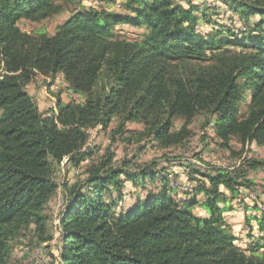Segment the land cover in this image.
<instances>
[{"label": "trees", "instance_id": "1", "mask_svg": "<svg viewBox=\"0 0 264 264\" xmlns=\"http://www.w3.org/2000/svg\"><path fill=\"white\" fill-rule=\"evenodd\" d=\"M225 1L241 16L262 18L242 41L221 29L200 33L195 12L201 9L173 0H126L135 17L76 10L52 36L30 34L19 23L63 14L57 0H0V264H10L12 242L30 226L40 243L51 241L45 206L59 188L55 167L64 160L78 167L92 156L90 130L107 131L118 119V132L126 133L128 124L141 123L140 136L168 149L184 144L191 123L204 115L215 119L221 146L232 156L233 138L241 151L264 147V0ZM120 24L146 31L141 40L121 39L115 33ZM238 46L242 51L229 49ZM60 74L84 102L59 101L48 117L26 87L38 75ZM176 118L184 120L178 131ZM155 167H115L108 153L83 185L71 187L60 220L62 264H264L256 254L264 245L237 246L224 216L234 210L232 200L221 192L236 199L241 188L254 185L250 171L263 161L202 175L206 183L184 202ZM127 182L135 188V207L116 213ZM149 183L156 190L148 191ZM113 190L117 197L108 202ZM199 195L208 218L193 212Z\"/></svg>", "mask_w": 264, "mask_h": 264}, {"label": "rangeland", "instance_id": "2", "mask_svg": "<svg viewBox=\"0 0 264 264\" xmlns=\"http://www.w3.org/2000/svg\"><path fill=\"white\" fill-rule=\"evenodd\" d=\"M57 1L66 9L63 14L41 23L23 20L19 23L21 29L30 34L47 33L52 36L59 26L72 17L76 10L83 9L105 10L135 17L126 0ZM173 2L185 9L192 7L201 9V11L195 12L196 29L200 33L209 34L221 29L233 41H242L262 19L258 15L241 16L235 11V8L230 7L231 2L225 0H173ZM145 31L144 27L127 24H120L115 28L117 37L130 41L141 40ZM229 49L242 51L239 46ZM64 80V76L60 79L55 77L54 80L49 78L48 81L36 76L27 85L28 94L37 102L40 112L45 116L49 117L57 113L52 108V103L54 100L59 101L62 97L69 98L70 103L73 101L84 102V97L72 91ZM49 96L54 100H51ZM249 104L250 94L246 93L243 102L240 104L241 116L246 115ZM118 122L119 120L115 119L107 131L101 128L89 131V152L93 154L78 167L66 164L67 160L55 167L53 179L59 188L55 196L45 206V215L48 218L47 235L51 237V241L40 243L33 231L34 226H30L12 242L10 264H62L60 258L62 241L60 220L67 206L68 191L73 185H83L89 177L88 170L99 165L108 153L114 155L115 167L127 168L132 171H135L137 166L154 162L157 172L169 176L171 189H177L176 197L183 202L194 199V189L201 182L206 183L202 175L213 174L214 169H233L251 159L264 162V147L252 144L241 151L242 146L237 138L231 140V147L235 151V155L232 156L230 151L221 146L222 142L214 130L215 119H209L204 115L197 116L191 123L188 128L191 135L184 144L168 149L162 148L148 137L140 136L145 129L143 124L130 123L126 126L127 132L120 133L117 130ZM183 125L184 120L176 118L173 130L178 131ZM245 164L248 165V162ZM190 177L196 181L190 180ZM249 179L253 181L254 185L250 188H241L236 199L229 191L221 188V192L229 200H232L230 205L234 210L228 212L229 214L225 213L224 216L237 237V246L242 250L249 249L250 245L259 247L264 245V232L261 231L264 230V167L250 171ZM127 183L124 189V199L121 204H118L116 213L129 212L135 207L136 194L134 191L131 192L132 186ZM147 190L156 189L149 183ZM116 197L117 194L113 190L112 195L107 196L106 199L110 202V198ZM196 199L197 204L193 212L198 217L203 218L205 216L201 205L205 198L203 195H199ZM252 221H257V223H252ZM256 254L264 256V249H259Z\"/></svg>", "mask_w": 264, "mask_h": 264}, {"label": "crops", "instance_id": "3", "mask_svg": "<svg viewBox=\"0 0 264 264\" xmlns=\"http://www.w3.org/2000/svg\"><path fill=\"white\" fill-rule=\"evenodd\" d=\"M39 77H41V78H43L44 80H49V77H44V76H42V75H38ZM60 78H63V75H57L56 76V79H60ZM53 80L55 79V78H52ZM50 82H51V79H50ZM64 82H65V80H64ZM54 87H56V86H54ZM50 97V96H49ZM51 98V97H50ZM51 100H54V99H52L51 98ZM60 102H61V104L62 105H68L69 103H70V100H69V98H64V97H62V99H60L59 100ZM59 101H57V100H54V102L52 103V108H54L55 109V111L57 112V108H58V103H59ZM52 102V101H51ZM53 106H55V107H53ZM127 184H129L130 186H132L131 188H132V191L131 192H133V191H135L134 190V187H133V185L132 184H130V183H127ZM135 199H136V196H135ZM202 212H203V214H204V216L205 217H203V218H206V217H208V214H207V212L202 208ZM229 214V213H228ZM240 214V213H239ZM226 218V217H225ZM252 223H257V221H252ZM261 231H263L264 232V230L262 229ZM249 236H251V235H249ZM250 246H252V245H250ZM262 246V245H261Z\"/></svg>", "mask_w": 264, "mask_h": 264}, {"label": "built area", "instance_id": "4", "mask_svg": "<svg viewBox=\"0 0 264 264\" xmlns=\"http://www.w3.org/2000/svg\"><path fill=\"white\" fill-rule=\"evenodd\" d=\"M60 230H61V228H60ZM61 236H62V231H61Z\"/></svg>", "mask_w": 264, "mask_h": 264}]
</instances>
